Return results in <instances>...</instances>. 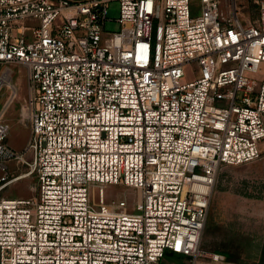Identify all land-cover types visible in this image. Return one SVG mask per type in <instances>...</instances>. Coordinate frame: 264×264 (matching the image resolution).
<instances>
[{
	"label": "built area",
	"instance_id": "1",
	"mask_svg": "<svg viewBox=\"0 0 264 264\" xmlns=\"http://www.w3.org/2000/svg\"><path fill=\"white\" fill-rule=\"evenodd\" d=\"M110 1L0 0V63L27 69L31 129L13 149L0 110V192L37 181L0 196V264L226 259L202 241L220 168L263 151L264 0L255 21L237 0L196 15L192 0H119L107 31Z\"/></svg>",
	"mask_w": 264,
	"mask_h": 264
},
{
	"label": "rangeland",
	"instance_id": "2",
	"mask_svg": "<svg viewBox=\"0 0 264 264\" xmlns=\"http://www.w3.org/2000/svg\"><path fill=\"white\" fill-rule=\"evenodd\" d=\"M244 18L255 21L260 16L256 0H237ZM225 13L230 12L231 0H220ZM192 15L201 11L200 0H192ZM120 1L111 0L107 11L105 29L120 28L117 20ZM6 76V77H4ZM0 110L4 108V118L10 125L6 142L15 150L22 149L30 136V125L21 119V106L28 95L27 69L15 62L0 63ZM11 81V82H9ZM12 175L25 170L24 165L12 166ZM37 190L34 176L16 180L0 192V196L28 197ZM108 196H120L127 192L131 202L137 198L133 186L108 184ZM123 194V193H122ZM202 246L210 251L226 255L224 261L201 258L198 264H262L264 247V143L260 157L242 164L223 165L217 177ZM182 256V255H181ZM180 256V257H181ZM178 256L164 257L160 264H171ZM259 260V261H258ZM172 264H186L175 261Z\"/></svg>",
	"mask_w": 264,
	"mask_h": 264
},
{
	"label": "crops",
	"instance_id": "3",
	"mask_svg": "<svg viewBox=\"0 0 264 264\" xmlns=\"http://www.w3.org/2000/svg\"><path fill=\"white\" fill-rule=\"evenodd\" d=\"M263 249H264V247H263ZM263 249H262V250H263ZM216 252H218V251H216ZM260 256H261V257L259 258V260H261V259H262V253H261V255H260ZM259 260H258V261H259ZM262 264H264V262H262Z\"/></svg>",
	"mask_w": 264,
	"mask_h": 264
},
{
	"label": "bare ground",
	"instance_id": "4",
	"mask_svg": "<svg viewBox=\"0 0 264 264\" xmlns=\"http://www.w3.org/2000/svg\"><path fill=\"white\" fill-rule=\"evenodd\" d=\"M4 77H6V76H4ZM4 77H2V78H1V80H0V84H1V82H2V79H3ZM9 82H11V81H9Z\"/></svg>",
	"mask_w": 264,
	"mask_h": 264
},
{
	"label": "trees",
	"instance_id": "5",
	"mask_svg": "<svg viewBox=\"0 0 264 264\" xmlns=\"http://www.w3.org/2000/svg\"><path fill=\"white\" fill-rule=\"evenodd\" d=\"M171 253V252H170ZM262 257L264 258V249H263V254H262Z\"/></svg>",
	"mask_w": 264,
	"mask_h": 264
}]
</instances>
